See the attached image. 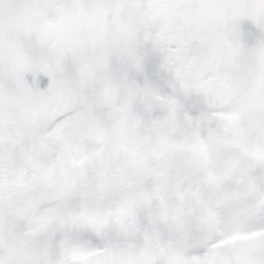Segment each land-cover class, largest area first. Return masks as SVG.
<instances>
[{"label":"snow or ice","instance_id":"obj_1","mask_svg":"<svg viewBox=\"0 0 264 264\" xmlns=\"http://www.w3.org/2000/svg\"><path fill=\"white\" fill-rule=\"evenodd\" d=\"M0 264H264V0H0Z\"/></svg>","mask_w":264,"mask_h":264}]
</instances>
